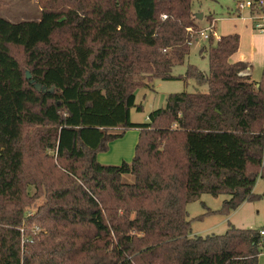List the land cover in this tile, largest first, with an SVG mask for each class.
I'll return each mask as SVG.
<instances>
[{
  "label": "trees",
  "instance_id": "16d2710c",
  "mask_svg": "<svg viewBox=\"0 0 264 264\" xmlns=\"http://www.w3.org/2000/svg\"><path fill=\"white\" fill-rule=\"evenodd\" d=\"M195 1L38 0L39 22L0 17V264H258L263 228L201 237L186 210L203 194L227 196L210 211L224 215L264 197V68L255 81L230 61L239 34L210 36L208 74H172L199 40ZM155 79L208 91L136 124V90ZM128 129L132 162L101 164Z\"/></svg>",
  "mask_w": 264,
  "mask_h": 264
},
{
  "label": "rangeland",
  "instance_id": "374dc122",
  "mask_svg": "<svg viewBox=\"0 0 264 264\" xmlns=\"http://www.w3.org/2000/svg\"><path fill=\"white\" fill-rule=\"evenodd\" d=\"M238 1L196 0L194 2V11L204 14V19H206L201 21L202 29L209 26L205 16H208L210 13L214 14L217 19L216 26L215 19L210 23L217 38L221 37L229 29V23L225 22L228 18L238 22L237 27L250 24L251 15L249 8H245L238 13L235 12ZM240 1L247 2L249 0ZM229 11L234 13L228 15ZM0 17L15 24L21 22H39L42 18L41 6L38 0H0ZM207 42L202 38L193 42L190 45V54L186 61L182 65L174 67L172 74L177 77L184 76L189 65L196 66L204 74H208V57L200 53L202 47L207 45ZM196 90L205 93L208 91V87L206 85L198 86L192 79L186 81L183 79L170 81L155 79L147 86L136 90L137 107L132 108L130 111L131 121L136 124H146L152 112L166 107L167 98L170 95L184 92L193 93ZM138 107L141 109L138 110ZM119 131L121 135L108 143V150L98 155V161L101 164L119 166L124 162H132L140 133L137 129ZM254 192L259 195L263 194V179L259 178L257 180ZM226 199L227 196L225 195L215 197L210 194H203L199 200L191 202L186 206L194 235L201 237L212 234L223 235L228 231L230 226L255 230L264 228V197L255 202H246L237 208V210L231 211L228 215L210 212L219 211ZM34 212L32 210V214ZM258 264H264V247Z\"/></svg>",
  "mask_w": 264,
  "mask_h": 264
},
{
  "label": "crops",
  "instance_id": "0c3cea01",
  "mask_svg": "<svg viewBox=\"0 0 264 264\" xmlns=\"http://www.w3.org/2000/svg\"><path fill=\"white\" fill-rule=\"evenodd\" d=\"M215 21L216 26V17ZM225 22L229 23V29L223 33V35L236 33L240 36V46L238 52L231 57L230 61L232 63L246 62L251 64L253 66V70L249 73L253 80L259 81L264 68V33L254 31L252 29L251 21L250 24L241 25L240 27H237L238 22H235L231 18H228Z\"/></svg>",
  "mask_w": 264,
  "mask_h": 264
},
{
  "label": "built area",
  "instance_id": "2783aa9c",
  "mask_svg": "<svg viewBox=\"0 0 264 264\" xmlns=\"http://www.w3.org/2000/svg\"><path fill=\"white\" fill-rule=\"evenodd\" d=\"M249 8L251 11L252 9H256L255 14L251 16V22H252V28L253 30L259 32V33H264V0H249L247 2L240 1L237 4V9L239 11ZM259 10V12L257 11ZM215 28V27H214ZM191 31V29H189ZM210 36H213L215 39L217 36L214 33V29L212 25L207 26L205 29H202L199 32L198 38H202L203 40H209ZM193 42L190 43V45ZM261 236L264 238V228L260 231Z\"/></svg>",
  "mask_w": 264,
  "mask_h": 264
},
{
  "label": "water",
  "instance_id": "95a60500",
  "mask_svg": "<svg viewBox=\"0 0 264 264\" xmlns=\"http://www.w3.org/2000/svg\"><path fill=\"white\" fill-rule=\"evenodd\" d=\"M197 18H198L200 21H202V20L204 19V14H202V13L197 14ZM26 77H27V79H30V78H31V75H30L29 72H27ZM36 88H37V90H39V91L41 90V86H40V85H37Z\"/></svg>",
  "mask_w": 264,
  "mask_h": 264
}]
</instances>
